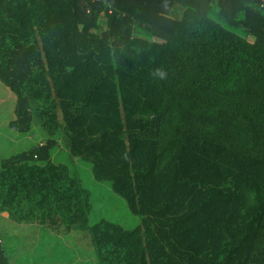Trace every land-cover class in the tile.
I'll list each match as a JSON object with an SVG mask.
<instances>
[{"label": "trees", "instance_id": "trees-1", "mask_svg": "<svg viewBox=\"0 0 264 264\" xmlns=\"http://www.w3.org/2000/svg\"><path fill=\"white\" fill-rule=\"evenodd\" d=\"M260 5L0 0V81L17 98L11 127L28 132L35 105L42 127L141 217L133 230L106 220L91 228L101 264H264ZM214 7L229 29L211 19ZM56 146L49 139L2 162L0 212L35 195L63 204L68 231L88 225L85 190L51 162Z\"/></svg>", "mask_w": 264, "mask_h": 264}, {"label": "rangeland", "instance_id": "rangeland-1", "mask_svg": "<svg viewBox=\"0 0 264 264\" xmlns=\"http://www.w3.org/2000/svg\"><path fill=\"white\" fill-rule=\"evenodd\" d=\"M86 8V3H82ZM215 15L211 19L225 29L227 25ZM102 18L104 20L102 21ZM108 18L101 14V26L96 29L98 34L106 30ZM134 33L145 38L151 37L148 25H136ZM249 43H255V37L235 31ZM17 98L13 91L0 81V169L3 161L15 155L28 153L34 148L46 144L49 139L57 141L51 151V162L65 167L71 179L84 189L89 204L88 225H74L68 231V212L61 203L41 204V196L35 195L19 198L11 206V212H0V238L2 249L12 264H101L96 254L91 228L101 220L121 226L125 230L135 229L141 217L133 214L126 201L115 194L110 182H97L92 172V164L73 158L67 147L66 140L59 132L52 136L45 130L32 104V123L28 132H20L11 127L17 121ZM61 120V118H60ZM62 122V121H61ZM43 166L42 162H34ZM54 213L59 220L52 225L45 219Z\"/></svg>", "mask_w": 264, "mask_h": 264}, {"label": "clouds", "instance_id": "clouds-1", "mask_svg": "<svg viewBox=\"0 0 264 264\" xmlns=\"http://www.w3.org/2000/svg\"><path fill=\"white\" fill-rule=\"evenodd\" d=\"M155 75H158L159 77L163 78L164 73L161 72V71H157V72L155 73Z\"/></svg>", "mask_w": 264, "mask_h": 264}, {"label": "built area", "instance_id": "built-area-1", "mask_svg": "<svg viewBox=\"0 0 264 264\" xmlns=\"http://www.w3.org/2000/svg\"><path fill=\"white\" fill-rule=\"evenodd\" d=\"M260 6H261L262 9H264V0H261V5Z\"/></svg>", "mask_w": 264, "mask_h": 264}, {"label": "crops", "instance_id": "crops-1", "mask_svg": "<svg viewBox=\"0 0 264 264\" xmlns=\"http://www.w3.org/2000/svg\"><path fill=\"white\" fill-rule=\"evenodd\" d=\"M9 264H12V263L9 262Z\"/></svg>", "mask_w": 264, "mask_h": 264}]
</instances>
